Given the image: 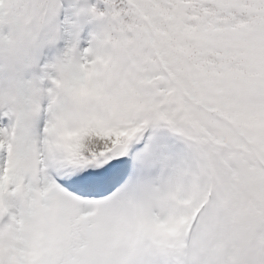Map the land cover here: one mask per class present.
<instances>
[{"label":"snow or ice","instance_id":"obj_1","mask_svg":"<svg viewBox=\"0 0 264 264\" xmlns=\"http://www.w3.org/2000/svg\"><path fill=\"white\" fill-rule=\"evenodd\" d=\"M104 4L63 80L0 107V264H264V0ZM157 121L190 153L148 178Z\"/></svg>","mask_w":264,"mask_h":264},{"label":"clouds","instance_id":"obj_2","mask_svg":"<svg viewBox=\"0 0 264 264\" xmlns=\"http://www.w3.org/2000/svg\"><path fill=\"white\" fill-rule=\"evenodd\" d=\"M59 0H0V107L16 103L22 95L41 92L61 81L67 72L63 59L57 58L48 67L50 83H40L25 73L35 68L39 51L57 39L54 17ZM99 54L108 55L99 49ZM71 63L78 62L81 52L73 44L66 53ZM65 54V56H66ZM107 87L106 81H95ZM179 164L169 163L161 157L148 162L140 170L148 178L167 177Z\"/></svg>","mask_w":264,"mask_h":264},{"label":"rangeland","instance_id":"obj_3","mask_svg":"<svg viewBox=\"0 0 264 264\" xmlns=\"http://www.w3.org/2000/svg\"><path fill=\"white\" fill-rule=\"evenodd\" d=\"M75 1L76 0L67 1L66 7L64 6V9H63L64 17H63V20L60 22V24H62L63 26L62 27L63 29L61 30V28L58 27L57 30L60 29V33L57 32V39L52 44L47 45L46 48L44 47L46 51L45 52V56H46L45 66L47 67V76L45 77L46 78L45 81L43 80L44 69L38 64H36L35 68L25 73V76L34 77L40 83L42 88H43V83H44V88H46L48 84L50 83L49 77L52 75V72L48 66L54 60H56L57 58L63 59L68 49L73 44L75 45V48L76 46L80 48V43H82L83 44L82 50L78 51L77 48L76 50L78 52L83 53L85 49H88L91 46L94 35H98L99 32L105 26V23H106L105 18L90 14L91 13L90 10L86 12L87 7L85 6L83 8L84 15L80 16L78 20H82V18L85 17L88 19V21L93 22L94 28L91 29V23L86 22L85 25L88 26V29L90 32L87 31L85 38L81 40L83 32L85 31L86 28L84 29L80 28L82 30L79 31V29L76 28L75 26L74 21L77 22V20L74 18V15L76 13L75 12L76 10ZM83 1L90 2L89 0L87 1L83 0ZM60 10H61V5L59 2V6L57 8L54 20L59 18ZM98 11H102V8L98 9ZM44 48H42L39 51L37 62L44 60V56H43ZM169 142L170 141L168 140V138L165 140V137H164L162 140L161 146H158L159 148H157L158 144H156L153 150L146 151L145 153L149 155V162L156 161L161 157L165 158L169 163H172V164H181L183 161H185L186 157H188V152L186 151L187 148L184 142L182 144L175 146V149H172V147H170V145L172 144Z\"/></svg>","mask_w":264,"mask_h":264},{"label":"trees","instance_id":"obj_4","mask_svg":"<svg viewBox=\"0 0 264 264\" xmlns=\"http://www.w3.org/2000/svg\"><path fill=\"white\" fill-rule=\"evenodd\" d=\"M95 1L97 4H100V8H102V10H104V8H105L104 0H95ZM91 6H92V4H90L88 6V9L86 10V12L88 10H90V12H91L90 14L93 15L91 9H93V8L97 9V7H95V6L91 7ZM100 8L98 7V9H100ZM145 128H149L150 130H152V132H151L149 140L147 141L146 145L143 146V148L139 147V145H138L139 140L141 138V135H140L139 139L136 141V143H137V145L141 151H143V152H146L148 150L151 151L155 148L154 146L156 144H158L157 148H159L158 146H161L162 140L165 137V139L168 138V140L170 141L169 143H171L173 145V146L170 145V147H172V149H175V146L182 144L184 142V144L188 150V155H189L190 148H189V143L186 140V138H184L179 133L174 134L173 132H175V131L166 122H164V121L151 122V123L145 125V127L142 129L141 133H143V130Z\"/></svg>","mask_w":264,"mask_h":264}]
</instances>
